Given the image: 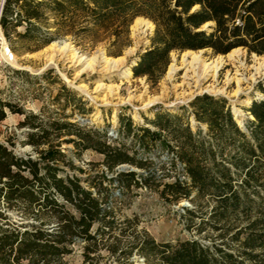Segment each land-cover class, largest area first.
<instances>
[{"label": "trees", "instance_id": "16d2710c", "mask_svg": "<svg viewBox=\"0 0 264 264\" xmlns=\"http://www.w3.org/2000/svg\"><path fill=\"white\" fill-rule=\"evenodd\" d=\"M141 16L152 19L157 28L152 46L133 69L136 77L158 82L173 50L212 48L228 54L242 47L264 54V0H6L0 23L8 39L17 34L36 41L37 50L73 31L77 24L84 32L112 30L119 39ZM20 26H25L24 32L18 31ZM258 88L261 93L248 107L252 117L247 127L238 122L226 99L204 94L192 101L189 114L159 112L152 120L158 130L139 128L141 134L136 135L146 152L167 148L174 153L172 168L181 164L185 169L186 178L178 176L174 182L163 181L167 174L159 173L155 160L143 150L132 154L126 141L112 143L107 129L67 119L74 116L77 106L72 114H59L46 124L40 115L3 99L0 91V123L8 116L7 108L25 115L19 124L29 127L23 143L32 145L38 154L21 155L0 142V198L5 197L9 207L20 210L23 217L18 222L0 213L7 219L0 225V264H70L66 258L77 245L83 248L82 264H99L104 248L118 264H134L135 252L158 264H264V82ZM71 99L77 103L76 92L71 91ZM192 114L197 131L189 120ZM121 122V134L131 135L132 119L122 117ZM202 124H207V132ZM10 144L15 146V141L11 139ZM89 149L105 155L104 164L116 175L109 177L103 171L83 176L87 170L67 151L81 156ZM124 163L148 174L119 172L117 167ZM167 166L164 163L162 168ZM153 182L158 188L163 186L161 194L170 201L183 197L215 201L209 222L222 231V239L233 233L237 251L225 239L220 244L196 238L158 242L138 227L139 218L126 219L137 221L132 235L124 228L118 232L116 189L148 188ZM255 203L263 207L261 215L253 218ZM188 211L195 217L194 210ZM241 212L246 223L230 224L232 216L239 217ZM29 216L34 222H25ZM194 219L192 226H197ZM206 224L197 227L199 233L206 230Z\"/></svg>", "mask_w": 264, "mask_h": 264}, {"label": "rangeland", "instance_id": "374dc122", "mask_svg": "<svg viewBox=\"0 0 264 264\" xmlns=\"http://www.w3.org/2000/svg\"><path fill=\"white\" fill-rule=\"evenodd\" d=\"M2 3L3 0H0V9ZM141 17L150 19L146 16ZM134 22L119 39L113 35L112 30L101 29L96 32H84L80 30L82 28L81 24H77L73 31L57 37L54 42H58L61 46L69 43L82 56L95 57L104 52L111 58L124 57L129 49L136 47L134 46L136 39L141 35L149 42L146 48L149 49L152 46V38L157 28L156 23L153 21L155 23L154 28H146L145 33L141 32L139 35H135L132 27L135 24ZM51 30H56V28L51 27ZM18 31L24 32L25 26H20ZM5 44L17 57L20 66L13 65L4 58L3 49ZM37 45L36 41L20 38L17 34H13L12 39H8L3 27L0 26L1 97L18 107H23L34 114L40 115L46 124L55 117H59V114H72L74 107L77 106L74 116L67 119L107 129L111 142L119 145L122 140L126 141L131 147L129 151L132 154L135 153L136 149L143 150L145 155H150L155 160L157 168L161 170L159 173L163 172V176L167 174L163 178L164 182H174L178 176L183 178V166L179 164V168H172L171 157L174 156V153H170L167 148L154 147L151 151L146 152L140 146L138 135L141 134V131L139 128L149 127L152 130H158L152 120L156 119L159 112L189 114L193 110L191 103L199 94L212 95L216 99H226L228 105L234 109L238 122L243 127H247L248 120L252 117L248 111L250 106L248 100L252 99L253 101L261 93L258 84L264 82V69L258 71V67L264 62L261 58L264 54L250 53L247 48H242L240 58L236 62L229 61L222 68L217 81L209 79L204 82L203 88L215 82L218 88H225L226 90L225 94H215L199 92L200 89L195 87L193 80H186L187 68L182 65V55L185 51L182 50L172 51L171 62L166 72L158 82H155L148 76L136 77L133 74L129 79L123 74L125 67L130 65L135 57H141L142 49H138L137 54L133 57L129 56L127 62L119 69L107 68L104 63H98L94 69L84 70V67L77 60L71 59L59 50L56 53L53 52L49 49V44L36 50ZM51 54H55L54 61L50 57ZM220 55L227 54L216 53L212 48H208L205 52L208 61H212ZM256 55L262 60H258ZM175 56L181 68L173 79H169L167 75ZM237 75L242 79L241 82L237 79L230 81V77ZM69 83L75 84V86L86 85L89 94L82 93ZM100 84H103V86L99 87ZM71 91L77 93V103L71 99ZM194 96L196 97L189 101ZM235 110H238V113ZM7 113L8 120L6 118L0 123V142H9V146L18 154H32L33 157H36L38 154L34 147L23 143L27 139L29 127H20L19 124L25 119V115L14 113L8 108ZM122 117H130L133 121L134 131L129 136H124L120 132ZM82 118H88L91 121L84 123ZM189 120L193 130L197 131L198 123L193 114L189 116ZM201 126L205 132L208 131L207 124ZM11 139L15 141V146L10 144ZM67 152L76 164L87 170V174L83 175L85 177L88 175L94 176L96 173L103 171L109 177L116 175L104 164L105 155L93 149L84 151L81 156H77L69 150ZM94 163L97 165H94ZM164 163H168L166 169L162 168ZM121 165L117 167L119 172L130 170H121ZM124 165H130L138 172L148 174L145 169L127 163H124ZM76 172L78 173V171ZM151 184L152 187H132V189H124L122 192L120 189H116V195L119 198L116 199L114 206L118 210L120 218L117 224L118 232L124 228L128 231V235H132L137 221L129 223L126 222V219L139 218L138 227L148 230L158 242H177L183 239L196 238L205 244H212L213 242H219L220 244L224 239L233 243L231 239L233 233L222 239L220 236L222 231L214 229L209 222V220H212L211 215L214 213L216 206L215 201L211 198H198L195 202L192 198L183 197L179 201L173 199L170 201L161 194L160 190L163 189V186L158 188L155 182ZM2 186L3 184H0V188ZM195 194L196 192L193 196ZM2 198H0V213L4 217L9 216L14 221L22 222L23 217L20 210L11 209L7 201L2 202ZM262 207L260 203H255L252 206L253 218L261 215ZM188 209L196 212L195 217L189 213ZM244 214L241 212L239 217L232 216L230 224L237 223L243 226L246 223ZM27 218L30 219H26L25 222H34L31 219L34 217L29 216ZM191 218H195L194 223L197 226H192ZM202 222L207 223L206 230L199 233L197 227ZM6 223L7 219L0 216V225ZM232 245L234 248L231 250L236 252L239 244L234 242ZM66 259L70 264H82L84 261L83 248L77 245L73 253L68 255ZM131 259L134 264H158L156 260L149 263L144 255L137 252L134 253ZM99 264H118V261L110 256L107 248H104L101 252Z\"/></svg>", "mask_w": 264, "mask_h": 264}, {"label": "bare ground", "instance_id": "6f19581e", "mask_svg": "<svg viewBox=\"0 0 264 264\" xmlns=\"http://www.w3.org/2000/svg\"><path fill=\"white\" fill-rule=\"evenodd\" d=\"M0 12H1V9H0ZM134 23L135 24L132 27H133V31H134L135 35H139V33H141V32L145 33L146 28H154L155 27V23L152 20L146 19L144 17H138ZM206 25L207 24H205V26ZM143 40H147V39L143 38L141 35V37L136 39V42L134 45L136 47L129 49L126 53V56L119 57V58H111V57L107 56L104 52L98 56H95V57H87L84 55L82 56V55H79L76 52V50L74 49V47L69 43H65V45L61 46V45H59L58 42H53L49 46V49L53 50V52H55V53L59 50L62 53L69 56L71 59L77 60L79 62V64H81L84 67V70L85 69H94L98 63H104L107 66V68L119 69L122 67V65L125 64V62H127L129 56L133 57V55H136V52L139 48V45ZM146 42H148V40ZM206 50L207 49L187 50L183 53L182 65L185 68H187V72L185 74L186 80H193L195 82V85H196L195 87L200 89L199 92H211V93H215V94H225L226 93L225 88H218V86L215 84V82L210 84L206 88H203V84L205 81H207L209 79H213L214 81H217L222 68L229 61L236 62L240 58V55H241V52L243 49H242V47L236 48L233 51H231L230 53H228L227 55H220L212 61H208L209 59H207L205 57ZM3 53H4V58H6L8 60V62L12 63L13 65L20 66V64L18 63L17 57L12 53V51L8 48V46L6 44L4 46ZM54 56H55V54L50 55L52 61H54ZM256 58L258 60L261 58L264 60V56L260 58L258 55H256ZM135 61H136V59L133 60V62H135ZM179 64L177 63V58L175 56L174 62L171 64L168 75H167L169 79H173L176 76L177 72L181 68V66ZM262 68L264 69V62L260 67H258V71H260V69H262ZM191 73H193V74H191ZM123 74L125 77H127L129 79L133 76L134 71H133L132 64L125 67V69L123 70ZM229 79H230V81L237 79L239 82H241V80H242L241 78L238 77V75L230 77ZM73 85L75 86V84H73ZM102 86H103V84H100L99 87H102ZM75 87L78 88L83 93L89 94L86 85H80V86H75ZM252 102H253L252 99L248 100L249 105H251ZM235 111L238 113V110H235Z\"/></svg>", "mask_w": 264, "mask_h": 264}, {"label": "water", "instance_id": "95a60500", "mask_svg": "<svg viewBox=\"0 0 264 264\" xmlns=\"http://www.w3.org/2000/svg\"><path fill=\"white\" fill-rule=\"evenodd\" d=\"M5 2H6V0H3V4H2L1 12H0V20H1L2 13H3V9H4ZM196 8H197V7H195L194 10H195ZM208 23H209V22H208ZM208 23H207L206 26H205V25L203 26L204 29L208 28L209 25L211 24V23H209V24H208ZM0 25H1V24H0ZM146 41H147V40H143V41L140 43L139 48H138V49H142V51H141L142 54H143L144 52L148 51V48H146V47H147V45H148L149 42H146ZM205 49H208V48H205ZM188 50H194V49H188ZM199 50H200V49H199ZM137 52H138V50H137ZM137 52H136V54H137ZM135 59H136V61L133 62V60H135ZM135 59H133L132 62H131L132 67H135V66L138 64V62H139V60H140V57H135ZM133 71H134V70H133ZM69 85L75 87V86H74L73 84H71V83H69ZM75 88H76V87H75ZM76 89L79 90L78 88H76ZM81 92H82V91H81ZM82 93H83V92H82ZM199 95H201V94H199ZM195 97H196V96L192 97L189 101L193 100ZM171 107H172V106H171ZM233 111H234V109H233ZM82 121H83L84 123H87V122H90L91 119H88V118H82ZM120 169H121V170L130 169L131 171H133V170L137 171V169H135L134 167H132V166H130V165H124V164L120 166ZM185 205H186V204H185Z\"/></svg>", "mask_w": 264, "mask_h": 264}, {"label": "built area", "instance_id": "2783aa9c", "mask_svg": "<svg viewBox=\"0 0 264 264\" xmlns=\"http://www.w3.org/2000/svg\"><path fill=\"white\" fill-rule=\"evenodd\" d=\"M113 134V133H112ZM3 143V142H2ZM6 145H9V142H4ZM183 179L186 178V175H185V169L183 168ZM5 197L2 198V202L5 203Z\"/></svg>", "mask_w": 264, "mask_h": 264}, {"label": "crops", "instance_id": "0c3cea01", "mask_svg": "<svg viewBox=\"0 0 264 264\" xmlns=\"http://www.w3.org/2000/svg\"><path fill=\"white\" fill-rule=\"evenodd\" d=\"M7 120H8V118H7Z\"/></svg>", "mask_w": 264, "mask_h": 264}]
</instances>
